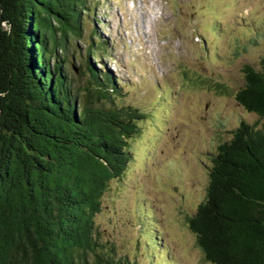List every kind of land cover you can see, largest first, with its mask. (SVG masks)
<instances>
[{"label": "trees", "instance_id": "1", "mask_svg": "<svg viewBox=\"0 0 264 264\" xmlns=\"http://www.w3.org/2000/svg\"><path fill=\"white\" fill-rule=\"evenodd\" d=\"M99 4L0 0V264H141L101 240L94 219L145 118L95 66L106 39L89 32L85 59L76 53ZM243 72L234 97L258 120L211 154L205 195L186 217L211 264H264V57Z\"/></svg>", "mask_w": 264, "mask_h": 264}, {"label": "rangeland", "instance_id": "2", "mask_svg": "<svg viewBox=\"0 0 264 264\" xmlns=\"http://www.w3.org/2000/svg\"><path fill=\"white\" fill-rule=\"evenodd\" d=\"M149 1L162 14L144 33L142 8L150 9ZM94 16L73 38L76 53L85 59L91 32L106 39L95 66L120 79V102L145 113L131 139V163L109 182L95 215L101 240L141 264H211L186 217L205 195L211 154L241 121L258 120L234 93L245 82V64L261 67L264 0H100ZM145 222L155 226L159 246L146 248L155 235Z\"/></svg>", "mask_w": 264, "mask_h": 264}, {"label": "clouds", "instance_id": "3", "mask_svg": "<svg viewBox=\"0 0 264 264\" xmlns=\"http://www.w3.org/2000/svg\"><path fill=\"white\" fill-rule=\"evenodd\" d=\"M9 34H11L10 31H9Z\"/></svg>", "mask_w": 264, "mask_h": 264}]
</instances>
